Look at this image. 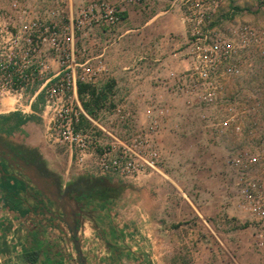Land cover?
<instances>
[{"label": "rangeland", "instance_id": "1", "mask_svg": "<svg viewBox=\"0 0 264 264\" xmlns=\"http://www.w3.org/2000/svg\"><path fill=\"white\" fill-rule=\"evenodd\" d=\"M97 1L115 6L122 21L112 31L94 26L87 37L76 31L81 60L105 50L106 72L100 83L111 85L106 90L111 92L109 99L105 93V97L102 93L87 97L91 87L82 94L78 91V100L86 114L82 115L80 126L94 132L102 142L129 143L135 134L146 135V148L156 150L160 156L158 170L151 176L142 175L136 183L102 175L95 163L99 148L93 149L86 163L80 166L67 146L45 141L43 121L36 114H29L37 119L28 122L41 125L40 132L34 128L29 137L22 128L18 136L0 131V137L20 145L28 139L41 141L43 149L39 152L62 184L80 177L103 180L107 189L101 197L107 198L106 205L103 207L100 199L92 202L86 210L87 224L95 227L109 221L115 232L129 242L136 238L145 240L147 254L154 255V264H198L193 255L189 257L182 252L208 249L229 251L240 264H264V226H259L256 216L242 208L245 196L239 184L242 168L232 167L230 163V159L246 152L264 159V0H175L174 5L172 0V6L183 11L187 31L180 49L183 63L174 66L160 58L167 54L159 56V52L149 48L151 38L146 36L143 23L145 13L151 10L150 0H21L29 19L9 17L5 13L11 11L10 1L0 0V22L21 28L23 23L39 18L65 28L69 27L70 18L75 25L80 12ZM196 2L199 6L192 8ZM128 10L131 18L126 20ZM196 11L208 12L199 30L204 33L215 29L231 44L232 53L228 59L218 61V67L211 73L212 83L199 81L197 89L192 91L189 75L201 64V57L191 45L194 22L188 16H195ZM126 29L138 30L121 37ZM131 71H136V75L130 78L126 73ZM144 74L147 77L140 76ZM210 90L213 95L206 99ZM27 100L22 98L20 104L26 105ZM41 101L39 98L36 110ZM127 113L131 122L125 119ZM260 165L247 168L250 178L260 174L263 167ZM7 182L10 191L16 185L22 189L15 178L9 177ZM197 220L200 229L195 227ZM204 223L213 227L216 237L211 234V244L204 241L207 245L204 247L196 241H181L190 232L208 235L201 231ZM60 225L69 234L67 226ZM228 263L234 264V260L228 259Z\"/></svg>", "mask_w": 264, "mask_h": 264}, {"label": "built area", "instance_id": "2", "mask_svg": "<svg viewBox=\"0 0 264 264\" xmlns=\"http://www.w3.org/2000/svg\"><path fill=\"white\" fill-rule=\"evenodd\" d=\"M9 17L29 19V12L22 8L19 0H9ZM139 1V0H121ZM175 0L173 1V5ZM199 6L196 2L192 5ZM191 9V8H190ZM188 16L193 21L191 35L192 48L199 52L201 64L190 74L195 91L198 82L212 83L211 73L218 67V61L228 59L231 44L216 33L215 29L202 32L200 25L208 17V12L196 11ZM4 13H2L3 15ZM1 16V15H0ZM122 21L119 10L105 1H97L83 9L74 25L70 18L69 27L62 28L57 23L34 18L20 26L0 22V111H15L23 115H38L43 121L44 137L47 143L67 146L82 166L91 156L92 150L99 148L96 168L102 175H113L130 182H139L142 175L151 176L158 170L160 156L156 150L146 148L147 136L133 135L129 143L113 140L102 142L94 132L80 126L82 115H86L78 100L79 83L89 85L97 96L111 92L104 91L101 84L106 72L105 54L86 55L81 60L76 46V31L87 37L94 26H104L108 31L115 29ZM209 41V45L203 42ZM85 52V49H84ZM201 52V53H200ZM220 62V61H219ZM102 85V86H101ZM180 87V90H183ZM213 95L210 90L205 98ZM87 97L93 96L86 92ZM27 104H20L22 98ZM41 98L39 107L35 105ZM12 99L14 102H4ZM15 105H18L15 107ZM30 114V115H29ZM125 119L131 122L130 113ZM127 125H129L126 122ZM117 146V148H116ZM260 155L244 153L230 159L232 167L242 168L239 184L244 201L242 208L256 216L259 226H264V159ZM263 166L254 179L248 176L247 168L256 164Z\"/></svg>", "mask_w": 264, "mask_h": 264}, {"label": "crops", "instance_id": "3", "mask_svg": "<svg viewBox=\"0 0 264 264\" xmlns=\"http://www.w3.org/2000/svg\"><path fill=\"white\" fill-rule=\"evenodd\" d=\"M149 4L151 10L145 13L143 23L146 36L151 38L149 48L159 52L157 54L159 56L163 53L167 54L160 57L163 63L167 61L172 66L181 65L183 60L180 58V49L183 48L187 36L182 9L177 8L176 5L172 6V0H150ZM125 13H127L126 20L130 19V11ZM135 30L138 29H126L122 32L121 37ZM158 33H161V36ZM101 52L105 54V50L102 49L95 55ZM172 58L176 59L175 62ZM151 59L153 58L151 57ZM135 65H132V68ZM154 72L155 70L151 68V73ZM126 74L131 78L136 75V71ZM140 76L147 77L146 74ZM13 112L15 111H0V114L5 116ZM40 126L34 122H27L22 128L25 135L30 137L32 129L37 128L40 132ZM12 134L18 136L20 131H15ZM0 139L2 140L1 137ZM14 144L20 145V142ZM21 146L35 149L38 152L43 149V144L38 140L28 139ZM41 157L44 160L42 155ZM7 179L8 172L0 162V264H81L73 242L72 232L67 227L69 234L65 233L60 225L63 222L58 221L59 218L51 210L55 205L49 209L30 202L28 198L22 196L24 187L22 186L21 189L16 185V188L10 191L11 185H8ZM19 190L21 191L20 197L18 196ZM23 194L26 196L25 192ZM18 199L20 204H17ZM105 202V200L101 202L103 207L106 205ZM85 220L78 229V239L87 264H154L152 260L154 255L149 256L147 254V242L145 240L143 242L141 238H136L133 242H129L127 238H123L115 232L114 226H111V223L108 224L109 221L97 223L95 227H91L87 224L88 219ZM197 222L195 227L199 228V221L197 220ZM124 228L122 229L124 230ZM202 228L201 231L208 234L205 237L191 235L190 232L182 236L181 241L183 243L196 241L198 246H201L204 241L211 244L213 242L212 235L216 237L213 227L209 223H204ZM116 231L120 230L116 228ZM190 231L197 232L200 230L191 229ZM147 235L150 236L151 234ZM123 236L125 235L123 234ZM126 243H128L127 247ZM203 245L207 247V245ZM27 252H38V261L36 263L26 261L25 253ZM189 252L183 251L182 253L189 257L193 255V258L198 260V264H229L228 259L234 260V264H240L235 262L238 258L226 250L208 249L204 252L189 250Z\"/></svg>", "mask_w": 264, "mask_h": 264}, {"label": "flooded vegetation", "instance_id": "4", "mask_svg": "<svg viewBox=\"0 0 264 264\" xmlns=\"http://www.w3.org/2000/svg\"><path fill=\"white\" fill-rule=\"evenodd\" d=\"M2 141L13 153V155H9L11 161L0 157V162L3 164L4 169L8 172V178L12 177L17 179V182L20 183V186L24 187V192L30 202L36 203L42 208L49 209L52 208V205H55L54 208L51 209L53 214H55L57 217H63L64 212L61 204L41 193L37 187L32 184L31 180L26 175L27 170L20 166L18 160L23 159L27 163L37 165L44 175L53 177L52 182L58 184L60 187V193L62 195L67 191V197L73 206V211L70 210L69 207H66L68 212L67 215L70 217L68 220H70L71 223H75L77 229H79L84 219L88 218L87 215L89 213L86 212L88 207L92 205V202L96 201L97 199L101 200L103 198L101 195L107 189L106 185L102 183L103 180H89L86 177H80L70 184H62L58 180L57 176L47 168L45 161L37 150L26 148L19 144L8 142L4 139H2ZM74 201L76 202L74 203ZM57 220L63 222L62 220ZM63 223L69 228L67 223Z\"/></svg>", "mask_w": 264, "mask_h": 264}, {"label": "water", "instance_id": "5", "mask_svg": "<svg viewBox=\"0 0 264 264\" xmlns=\"http://www.w3.org/2000/svg\"><path fill=\"white\" fill-rule=\"evenodd\" d=\"M9 155H13V153L0 139V157L8 161H11ZM18 163L20 164L21 167L27 170L26 171L27 177L31 180L32 184L35 185L41 193L47 195L48 197L52 198L53 200H56L61 204L63 208L64 216L63 217L59 216L58 218L68 224L69 229L73 235V242L76 246L79 260L81 264H87V261L82 254L81 244L78 239V229L76 227V224L71 223L70 220H68L70 219V217L67 215L68 212L66 210V207H69L70 210L73 211V206L71 201L67 197V191L65 192V194L62 195L60 193V187L58 186V184L52 182L53 177L44 175L37 165L32 163H27L23 159H19ZM75 202L76 201H74V203Z\"/></svg>", "mask_w": 264, "mask_h": 264}, {"label": "trees", "instance_id": "6", "mask_svg": "<svg viewBox=\"0 0 264 264\" xmlns=\"http://www.w3.org/2000/svg\"><path fill=\"white\" fill-rule=\"evenodd\" d=\"M111 88L110 84H107L104 87V91ZM90 86L84 83H79L78 91L79 94L84 93L85 91L89 90ZM92 93L94 94L95 91L93 89ZM102 97H105L104 92L101 94ZM101 99H96L95 101L98 102ZM85 109H87L88 113L91 112L88 105L84 106ZM37 118H34L33 116L24 117L19 112H13L11 114L0 116V131L6 134H12L15 131H23L22 126L26 124L28 121L36 120ZM105 196V195H103ZM107 198L103 197L101 200H106ZM10 202V201H9ZM25 259L28 262L36 263L38 261V252H27L25 253Z\"/></svg>", "mask_w": 264, "mask_h": 264}]
</instances>
